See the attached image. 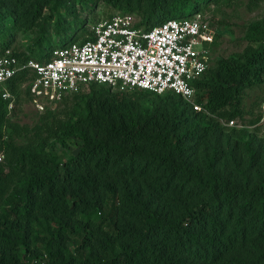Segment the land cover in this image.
<instances>
[{
  "label": "trees",
  "instance_id": "1",
  "mask_svg": "<svg viewBox=\"0 0 264 264\" xmlns=\"http://www.w3.org/2000/svg\"><path fill=\"white\" fill-rule=\"evenodd\" d=\"M220 1L103 0L145 30ZM74 2L0 0V57L9 50L20 65L46 62L77 42L79 29L83 42L84 21L72 17V31L66 19ZM53 18L56 44L46 39ZM34 30L26 52L10 49L17 34ZM245 39L240 54L209 63L194 83L199 112L174 94L91 84L71 95L64 119L47 123L46 106L36 127L46 136H30L10 115L21 95L31 102L33 73L23 69L5 81L0 264H264V135L256 134L264 124L243 106L246 91L264 84V17ZM243 115L255 116L247 121L252 131L222 124ZM27 135L33 142H16ZM49 138L80 147L59 159Z\"/></svg>",
  "mask_w": 264,
  "mask_h": 264
},
{
  "label": "built area",
  "instance_id": "2",
  "mask_svg": "<svg viewBox=\"0 0 264 264\" xmlns=\"http://www.w3.org/2000/svg\"><path fill=\"white\" fill-rule=\"evenodd\" d=\"M213 35L201 12L169 19L150 30L136 28L129 17L117 14L91 27L83 42L53 50L46 62L29 60L20 65L6 51L0 57V87L16 72L28 69L33 73L28 83L31 103L39 112L91 84L174 94L199 112L194 83L209 67ZM2 98L11 96L4 90ZM259 113L263 123L264 102ZM222 124L242 128L234 120Z\"/></svg>",
  "mask_w": 264,
  "mask_h": 264
},
{
  "label": "rangeland",
  "instance_id": "3",
  "mask_svg": "<svg viewBox=\"0 0 264 264\" xmlns=\"http://www.w3.org/2000/svg\"><path fill=\"white\" fill-rule=\"evenodd\" d=\"M70 13L66 17L70 25V30L76 29V22L72 20V17L76 16L77 19L84 21V31H90L96 23L109 19L110 16L117 15V12L104 4L103 0H75L74 4L70 7ZM48 14V12H46ZM201 14L208 20L210 29L213 32V44L209 47V63L210 66H214V63L219 58H227L240 54L247 46L248 42L245 39L247 34V28L250 24L258 22L264 17V0H221L218 4H210L208 7L201 9ZM130 18L133 25L138 24L139 19L134 15H126ZM53 18L51 22L47 24L48 33L46 39L49 43L56 44L58 38L55 35ZM222 24L224 26H222ZM84 33V32H83ZM219 33V36H216ZM80 42L83 36L82 31L79 29L76 32ZM38 30L26 34H17L11 50L17 53H24L27 47L34 44L38 37ZM113 92L129 93L133 90L128 89H111ZM88 87L84 86L81 92H87ZM67 101L65 103H55L48 105L47 109L49 118L46 121L51 123L54 119H64L66 107H69L72 103V98L66 96ZM264 102V84L261 87L249 89L246 91L243 106L246 110L251 109L256 116L259 114V105ZM256 105L252 107L251 105ZM41 114L35 106L24 95H21L18 103L14 106L10 119L20 127H25L30 136L36 132H41L42 137L46 136L41 129H36L41 125ZM255 116L243 115L237 122L240 127L245 128L248 131H252L254 126L249 125L247 121L253 119ZM259 124H264L259 123ZM257 136L264 135V128L257 131ZM30 136L21 137L16 139L19 145L25 146L33 142L34 138ZM47 148L54 153L59 159H63L65 156L74 155L77 153L80 142L76 139H70L66 141L65 146L59 143H55L52 138H49ZM1 161L3 155L0 153ZM0 161V162H1Z\"/></svg>",
  "mask_w": 264,
  "mask_h": 264
}]
</instances>
